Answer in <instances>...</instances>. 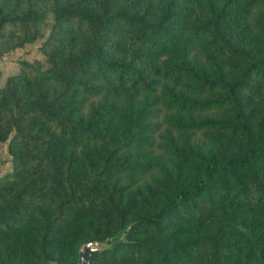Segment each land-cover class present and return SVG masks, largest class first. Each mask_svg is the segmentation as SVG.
<instances>
[{"label":"trees","instance_id":"16d2710c","mask_svg":"<svg viewBox=\"0 0 264 264\" xmlns=\"http://www.w3.org/2000/svg\"><path fill=\"white\" fill-rule=\"evenodd\" d=\"M0 264H264V0H0Z\"/></svg>","mask_w":264,"mask_h":264},{"label":"rangeland","instance_id":"374dc122","mask_svg":"<svg viewBox=\"0 0 264 264\" xmlns=\"http://www.w3.org/2000/svg\"><path fill=\"white\" fill-rule=\"evenodd\" d=\"M53 23V15L49 13L45 22L41 25V37L35 42L27 44L11 52L0 55V88L4 87L10 77L17 75L21 70V63L27 61L39 64L43 69L49 66L46 55L41 50L44 41L48 38L49 28ZM12 171L11 157L8 154L7 145L0 148V178Z\"/></svg>","mask_w":264,"mask_h":264},{"label":"water","instance_id":"95a60500","mask_svg":"<svg viewBox=\"0 0 264 264\" xmlns=\"http://www.w3.org/2000/svg\"><path fill=\"white\" fill-rule=\"evenodd\" d=\"M110 249L107 243H101L98 241L89 242L84 244L79 251V260L76 264H91L93 255L97 252L105 251ZM58 264V263H51Z\"/></svg>","mask_w":264,"mask_h":264}]
</instances>
